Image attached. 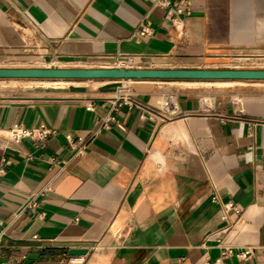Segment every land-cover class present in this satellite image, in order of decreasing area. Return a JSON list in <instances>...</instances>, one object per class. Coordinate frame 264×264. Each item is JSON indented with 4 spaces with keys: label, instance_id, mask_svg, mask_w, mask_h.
<instances>
[{
    "label": "crops",
    "instance_id": "1",
    "mask_svg": "<svg viewBox=\"0 0 264 264\" xmlns=\"http://www.w3.org/2000/svg\"><path fill=\"white\" fill-rule=\"evenodd\" d=\"M184 1L189 15L160 0H0V67L264 69L231 65L264 62V0ZM58 80L0 99V264H66L73 248L83 264H264V80ZM119 83L139 107L111 111ZM16 123L50 133L17 142ZM222 246L253 250L219 259Z\"/></svg>",
    "mask_w": 264,
    "mask_h": 264
},
{
    "label": "water",
    "instance_id": "2",
    "mask_svg": "<svg viewBox=\"0 0 264 264\" xmlns=\"http://www.w3.org/2000/svg\"><path fill=\"white\" fill-rule=\"evenodd\" d=\"M0 78L72 79H243L264 80V69H133L125 67L60 68V67H0ZM87 249L73 248L69 255H85Z\"/></svg>",
    "mask_w": 264,
    "mask_h": 264
},
{
    "label": "built area",
    "instance_id": "3",
    "mask_svg": "<svg viewBox=\"0 0 264 264\" xmlns=\"http://www.w3.org/2000/svg\"><path fill=\"white\" fill-rule=\"evenodd\" d=\"M160 5L162 7H168L172 5V7L174 8L177 14L189 15L190 10H191L190 2L184 1V0H177L174 2H171L170 0H160ZM139 35L150 36L151 30L149 29L148 26H142L141 29L139 30ZM116 67H121V66L117 64ZM110 102H111V111L113 112H117L123 106H126L128 108L140 106V103L137 100L134 92L130 89V87L127 84H124V83H119L117 85L115 91L113 92V96L110 99ZM86 109L88 110L91 109V105L86 106ZM163 109L167 116H172L177 112L175 104H174L173 94L167 95L163 103ZM109 118L114 119V116L112 114H109ZM9 133H10L11 138L18 142L22 138H25V137H28V138L37 137L39 139H43L50 133V131L43 129V128L25 129V128L19 127L18 123H16L9 130ZM66 140H67V144L69 148L73 151L74 156H81L84 153V150H85L84 144L80 142L79 138L74 139L70 136H66ZM6 162L7 160L5 159L0 160V175L4 173V164ZM45 190H47L46 187L44 189L42 188L38 192L30 193L23 201L20 207V211L36 210L39 207L38 197ZM211 201L216 202L217 197L213 196L211 198ZM223 206H224L225 212L230 209H233L236 213L240 212V209L236 205H234L232 202H227ZM4 236H5V226L3 224V221L0 219V246L2 244ZM252 250H253V247H246L244 249H236L230 246H222L219 259L227 257V256H234L235 258H238V259H245L252 253ZM66 264H83V256L82 255L72 256L68 259ZM206 264H209V263L207 262Z\"/></svg>",
    "mask_w": 264,
    "mask_h": 264
},
{
    "label": "rangeland",
    "instance_id": "4",
    "mask_svg": "<svg viewBox=\"0 0 264 264\" xmlns=\"http://www.w3.org/2000/svg\"><path fill=\"white\" fill-rule=\"evenodd\" d=\"M8 65V63H4ZM234 66L244 67H264V62L258 63H231ZM48 80V81H47ZM65 80L58 79H35V78H0V99H9L14 96L21 95H43L50 94L52 91L60 87H65ZM47 82V83H46ZM224 81L210 80L209 82L201 83L198 86L201 88H221L229 86ZM238 87V86H237ZM255 89H263L262 86H255ZM241 101V97L238 98Z\"/></svg>",
    "mask_w": 264,
    "mask_h": 264
},
{
    "label": "bare ground",
    "instance_id": "5",
    "mask_svg": "<svg viewBox=\"0 0 264 264\" xmlns=\"http://www.w3.org/2000/svg\"><path fill=\"white\" fill-rule=\"evenodd\" d=\"M48 81V80H47ZM47 83V82H46ZM223 83H228V82H223ZM264 102V101H263Z\"/></svg>",
    "mask_w": 264,
    "mask_h": 264
}]
</instances>
